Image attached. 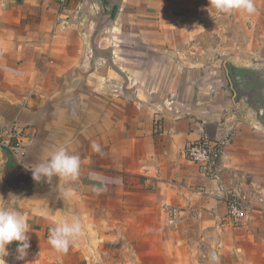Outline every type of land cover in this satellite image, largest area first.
Returning a JSON list of instances; mask_svg holds the SVG:
<instances>
[{
    "label": "crops",
    "instance_id": "0c3cea01",
    "mask_svg": "<svg viewBox=\"0 0 264 264\" xmlns=\"http://www.w3.org/2000/svg\"><path fill=\"white\" fill-rule=\"evenodd\" d=\"M253 4L249 15L208 11L209 0H0V136L19 152L0 149V190L7 174L22 182L17 165L31 172L57 148L81 159L75 181L0 195L29 224L27 256L17 260L13 242L5 264H116L123 244L163 248V233L187 221L217 243L236 233L264 248V106L238 99L219 62L185 59H200L202 39L227 38L236 15L249 26L235 31L243 57L230 62L259 69L264 86V0ZM203 137L224 143L218 179L186 158ZM172 207L183 217L168 228ZM72 217L82 235L58 252L49 229Z\"/></svg>",
    "mask_w": 264,
    "mask_h": 264
},
{
    "label": "rangeland",
    "instance_id": "374dc122",
    "mask_svg": "<svg viewBox=\"0 0 264 264\" xmlns=\"http://www.w3.org/2000/svg\"><path fill=\"white\" fill-rule=\"evenodd\" d=\"M229 21L231 22L226 26L227 38L222 39L221 36L216 34V37L202 39L200 45L202 56H200V59L199 57L189 56L185 59H189L190 62L195 60L198 67L203 64L212 65L219 62L224 69H227L226 65L231 60L240 63L238 61L243 56L239 54V49H237L239 42L236 37L237 34L234 33L236 30L240 31V27L243 26L241 28L243 29L249 24L240 23L239 17L236 15L229 16ZM259 27L264 29L262 25H259ZM257 40L261 49L264 39L258 37ZM226 46L229 48L228 54L219 56L218 51ZM88 108L90 111L98 110L97 106L92 104ZM11 143L12 141L9 145ZM187 222L188 224L184 225L186 226L184 230L180 232L163 233L165 241L163 248L158 249L150 245L143 248L135 242H133V245L123 244L119 249V254L116 252L119 261L116 264H264V248L253 247L247 236L235 233L224 239V243H217L214 240L215 234L189 231V227H195L193 226L194 221ZM168 224L171 225L169 222ZM169 225L168 228H172L177 224Z\"/></svg>",
    "mask_w": 264,
    "mask_h": 264
},
{
    "label": "clouds",
    "instance_id": "9594fccd",
    "mask_svg": "<svg viewBox=\"0 0 264 264\" xmlns=\"http://www.w3.org/2000/svg\"><path fill=\"white\" fill-rule=\"evenodd\" d=\"M209 9H214L217 14H231L233 12H244L253 14L256 9L253 0H209ZM92 149L100 152V146L93 143ZM81 168V159L78 155L69 154L64 147L57 148L48 158L40 163L34 164L30 170L32 179L36 182L50 184L53 178L65 183L78 179ZM82 224L78 217L71 220H61L56 226L49 229L48 243L58 252H67L82 235ZM29 224L25 213L18 206L9 204L0 206V261L8 255L7 248L13 242L17 243L16 259L24 260L28 254Z\"/></svg>",
    "mask_w": 264,
    "mask_h": 264
},
{
    "label": "built area",
    "instance_id": "2783aa9c",
    "mask_svg": "<svg viewBox=\"0 0 264 264\" xmlns=\"http://www.w3.org/2000/svg\"><path fill=\"white\" fill-rule=\"evenodd\" d=\"M58 3L62 7H66L68 0H52ZM165 1H175V0H165ZM9 143L4 142L2 136H0V145L9 146L8 148L15 151V155L18 156V145L11 146ZM224 143L216 142L211 140L209 137H203L195 143L190 144L185 151L186 158L189 162L197 165L202 171L206 173L207 176L218 179V166L222 156V147ZM229 207L230 218L235 223H240V221L245 217V210L242 202H240L236 197L230 196L227 200ZM181 211L172 207L168 209V221L171 225L176 224L182 219Z\"/></svg>",
    "mask_w": 264,
    "mask_h": 264
},
{
    "label": "water",
    "instance_id": "95a60500",
    "mask_svg": "<svg viewBox=\"0 0 264 264\" xmlns=\"http://www.w3.org/2000/svg\"><path fill=\"white\" fill-rule=\"evenodd\" d=\"M228 75L231 80L232 86L238 99L246 98L249 105H253L254 102L258 101L260 106H264V86L261 79L258 77L259 69L250 66H236L233 63H227ZM258 74V75H257ZM0 149L6 150L10 154L9 159L15 158L13 152L6 146L0 145ZM0 162V167H1ZM17 165V163H15ZM16 171L22 178V182L18 186L12 185L11 175L7 174L5 178V184L0 190L1 196H6L8 190L13 189V187H19L25 190L32 185H37L39 187H44L48 183L46 182H36L32 179V172L26 171L23 167L17 165ZM55 180L53 178L52 182Z\"/></svg>",
    "mask_w": 264,
    "mask_h": 264
},
{
    "label": "trees",
    "instance_id": "16d2710c",
    "mask_svg": "<svg viewBox=\"0 0 264 264\" xmlns=\"http://www.w3.org/2000/svg\"><path fill=\"white\" fill-rule=\"evenodd\" d=\"M10 145H11V146H14V145H15L14 141H12V143H11Z\"/></svg>",
    "mask_w": 264,
    "mask_h": 264
}]
</instances>
